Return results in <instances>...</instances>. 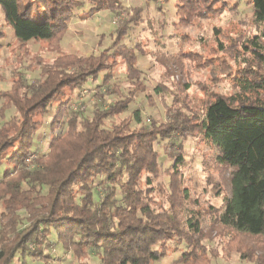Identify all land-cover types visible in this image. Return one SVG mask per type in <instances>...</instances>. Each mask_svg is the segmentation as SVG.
<instances>
[{
    "label": "trees",
    "instance_id": "16d2710c",
    "mask_svg": "<svg viewBox=\"0 0 264 264\" xmlns=\"http://www.w3.org/2000/svg\"><path fill=\"white\" fill-rule=\"evenodd\" d=\"M251 3L259 34L250 46H241L256 62L238 71V95L213 94L202 115L184 111L183 101L175 100L180 108L171 106L166 121L150 118V124L138 108L106 128V120L127 112L137 94L145 93L153 102L138 67L146 57L144 42L125 43L143 21V8H122L118 0H0L5 23L24 54L30 42L55 54L52 61L37 57L40 79L29 83L18 72L10 88L0 90V264L48 259L44 249L53 231L77 264H92L91 250L101 264H154L170 256L172 245L175 251L182 249L173 264H212L217 254L205 243L214 231L232 237L230 247L241 251L242 261L264 264V0ZM174 7L182 24L235 10L227 0H176ZM103 11L127 15L112 31L110 45L103 49L102 35L99 54L65 52L61 44L71 34L73 19ZM184 57L205 64L199 55ZM117 66L124 67L128 96L92 116L71 112L74 94L90 79H102L97 98L103 100L107 92L121 96L114 84ZM12 108L17 114L6 119ZM51 115V130L60 129L47 150L35 155L36 136ZM174 137L210 143L217 150V168L231 170V195L221 212L213 209L207 230L194 214L185 222L180 217L189 190L181 188L183 153H170L177 145L182 150L181 143L171 141ZM163 141L169 142L161 145ZM156 146L174 158L166 171L168 190L159 182ZM100 187L106 193L103 200L95 193ZM251 239L257 240L250 244Z\"/></svg>",
    "mask_w": 264,
    "mask_h": 264
},
{
    "label": "rangeland",
    "instance_id": "374dc122",
    "mask_svg": "<svg viewBox=\"0 0 264 264\" xmlns=\"http://www.w3.org/2000/svg\"><path fill=\"white\" fill-rule=\"evenodd\" d=\"M118 1L122 8H143V21L133 30L125 43L135 46L144 42L146 57L138 60V67L143 71V79L153 102L150 103L145 93L137 94L127 112L118 118L106 120V128L127 118L138 108L143 112L144 121L150 124V118L159 122L166 121L171 106L180 108L182 104L174 105L175 100L183 101L184 111L202 115L205 102L213 94L228 97L239 94L240 89L234 87V84L239 82L236 78L238 71L245 65L256 62L254 54L241 46L243 42L250 46V40L259 34L254 23L251 0H227L229 6H234L235 10H226L223 14L213 15L208 19H195L189 24H182L175 17L176 0L169 3L164 0ZM107 16L112 17V22ZM126 16L124 11L120 16L108 11L89 17L77 15L71 23V34L61 44L63 50L86 56L99 54L97 42L100 36H105L103 47L105 49L112 42V31ZM42 48L39 44L30 42L26 46L28 52L24 54L25 51L6 25L4 12L0 7V90L9 89L13 76L18 72L23 73L29 83L40 79L41 66L36 61L37 57L48 61L55 57V54H50ZM189 54L199 55L203 63L205 62L204 66L189 57H184ZM229 70H233V74L227 76L226 72ZM113 75L114 84L121 88V96L107 92L103 100L97 98L96 89L102 79H90L88 84L74 94L69 104L71 112L92 116L95 110L106 109L117 100L126 98L131 88L124 75V67L117 66ZM80 93L82 94L78 95ZM76 97L75 107L73 104ZM1 104L2 101L0 107ZM16 114L12 108L6 113V119ZM52 119V115L45 118V125L36 136L33 148L35 155L47 150L51 136L60 129L56 127L54 131L51 130ZM2 122L0 116V125ZM171 141L181 143L182 150L177 145L170 153L175 155L182 152L186 163L182 168L180 180L181 188L189 190V201L181 210L180 217L185 222L194 214L202 220V227L207 230L212 224L213 209L221 212L225 199L231 195L229 183L231 170L221 171L217 168V150L208 142H202L198 138L178 140L176 137ZM168 142L163 141L161 145ZM156 149L159 150L161 157L159 182L168 190L170 177L166 171L174 158H170L162 147L156 146ZM95 193L97 198L101 200L105 198L104 188L95 189ZM231 239L229 235L213 232L212 240L205 243L217 254L212 264H253L241 260V251L230 247ZM50 240L49 247L44 249L45 256L48 255L49 258L41 261L30 260V264H77L74 256L66 253L62 245L57 243L54 231ZM256 240L251 239L249 242L251 244ZM174 246L172 245V251L166 260L154 264H173L182 253V249L175 251ZM89 262L101 264L94 250L89 251Z\"/></svg>",
    "mask_w": 264,
    "mask_h": 264
},
{
    "label": "built area",
    "instance_id": "2783aa9c",
    "mask_svg": "<svg viewBox=\"0 0 264 264\" xmlns=\"http://www.w3.org/2000/svg\"><path fill=\"white\" fill-rule=\"evenodd\" d=\"M81 94H82V93H80V94H78V95H81ZM76 100H77V97H76V99H75V101H74V104H73V106H75V107H76V105H75ZM33 158H35V155H32V156L30 157V160L33 159Z\"/></svg>",
    "mask_w": 264,
    "mask_h": 264
},
{
    "label": "crops",
    "instance_id": "0c3cea01",
    "mask_svg": "<svg viewBox=\"0 0 264 264\" xmlns=\"http://www.w3.org/2000/svg\"><path fill=\"white\" fill-rule=\"evenodd\" d=\"M71 29H72V28H71V25H70V31H71Z\"/></svg>",
    "mask_w": 264,
    "mask_h": 264
}]
</instances>
